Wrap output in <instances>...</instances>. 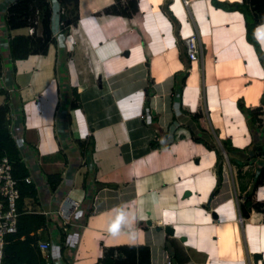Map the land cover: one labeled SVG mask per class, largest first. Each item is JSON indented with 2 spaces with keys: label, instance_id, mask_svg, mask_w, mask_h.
<instances>
[{
  "label": "crops",
  "instance_id": "crops-1",
  "mask_svg": "<svg viewBox=\"0 0 264 264\" xmlns=\"http://www.w3.org/2000/svg\"><path fill=\"white\" fill-rule=\"evenodd\" d=\"M14 1L0 0V79L23 111L24 121L16 111L11 126L37 188L22 207L50 217L36 235L53 243L54 264H97L105 248L120 244L146 247L144 263L164 264L166 255L173 262L166 234L178 248V264H254L256 252L264 259V211L251 208L244 217L239 209L245 192L264 200V184L254 183L264 160V63L245 39L242 13L211 0L187 6L169 0L173 22L162 9L165 0H136L138 10L129 15L100 12L115 0H78L77 22L62 27L58 9L65 6L49 0L55 44L11 62L8 36L31 34L7 26ZM190 33L201 45L195 61L182 41ZM253 36L264 54V20ZM237 98L261 108L260 122L252 124L255 144L261 143L251 161L230 162V195L208 204L217 176L215 151L204 142L219 148L229 138L243 148L253 141ZM238 124L241 138L232 134ZM44 154V166L60 168L55 194L35 164ZM85 179L89 187L94 180L109 186L98 191L83 221ZM63 195L79 206L68 227L58 228L51 211Z\"/></svg>",
  "mask_w": 264,
  "mask_h": 264
},
{
  "label": "trees",
  "instance_id": "trees-1",
  "mask_svg": "<svg viewBox=\"0 0 264 264\" xmlns=\"http://www.w3.org/2000/svg\"><path fill=\"white\" fill-rule=\"evenodd\" d=\"M59 2L65 6V10L60 15V21L65 26L74 24L78 19V0H59ZM169 0H165L163 10L169 17L175 22V18L172 15L170 9L168 8ZM211 2L217 6H220L224 9H237L239 10L244 18L245 26V39L249 41L257 52L261 53L264 63V54L261 49H259L258 43L253 36V30L257 23L264 20V0H241L240 2L233 1H218L211 0ZM225 3L220 5L218 3ZM68 11H66V7ZM138 10L136 0H115L112 5L104 7L100 12L104 13H114L129 15ZM50 15H51V6L49 0H15L12 4L8 6L5 13L6 24L9 28H19V27H28L32 28L40 27V32L33 34H24L16 33L7 38V50L10 61L13 62L16 58L26 57L31 53H41L44 54L47 52V49L50 45L55 44L54 35H52L50 29ZM36 20V21H34ZM64 27V26H62ZM61 27V28H62ZM179 36V35H177ZM262 62V60H261ZM2 55L0 53V77L2 76L3 67H2ZM11 67L14 68L13 64ZM7 85H0V95L3 96V101L0 104V155H6L12 164V174L17 180V187L19 189V197L16 201V208L18 210L16 226L17 229L13 233H9L4 236L3 244V257L1 264H44L43 258L40 255L38 248L35 245V240L37 239L36 231L44 229L50 223V217L45 215L41 211L36 209H24L22 207L23 198L29 196L34 198L37 192V188L30 178V181H25L24 177L30 174L26 162L22 160L21 153H19L20 145L16 139L15 133H11V117L15 115L16 111L21 113L20 117L24 121V114L22 110H17V106L11 102L12 94L7 90ZM74 98V97H73ZM75 104V103H72ZM236 105L240 111L244 114L246 123L253 137V141L246 147H234L230 143L229 138L221 139L222 146L227 154V157L231 152H238L240 158L243 161H251V154H254L257 149V142L255 144L254 133L255 130L252 127V124L259 123L260 118L258 116L261 113L260 107L250 108L247 107L242 98L236 99ZM13 111L12 116L9 117L8 113ZM258 135V133H256ZM193 140L201 141L199 137L194 136L191 133ZM264 137L262 138V145ZM82 143V142H81ZM204 145L215 151V160H214V169L217 176V183L213 186L209 194V202L213 201V204L218 202L223 198H227L230 195V188L224 186V161L222 152L219 148L212 142L208 140L204 142ZM264 149V146H262ZM56 152H61V148H58ZM47 155H41V161L35 162L39 172L46 176V190L48 193L56 192V189L60 181V168L56 167L54 169H49L44 166V161L46 160ZM65 159V155H62V159ZM36 160V159H35ZM231 162V159L229 160ZM262 164L259 167V174H261L257 179L254 180L256 184H264V181L261 182L262 177L264 176V160L261 161ZM40 174V173H39ZM87 180L83 181V212L81 220L85 221L86 216L94 210L95 196L98 194V191L104 187L109 186L100 181H93L92 187L87 185ZM93 188V189H91ZM64 196V195H63ZM62 196V197H63ZM241 203L239 204L240 214L244 217L248 216L251 208L256 210L264 211V200L256 201L251 198V193H244L241 197ZM61 200V199H60ZM59 200V201H60ZM58 201V203H59ZM84 201L86 202L84 204ZM53 203L54 198H53ZM42 203V202H41ZM57 203V206H58ZM55 204V203H54ZM56 206V207H57ZM55 220V224L58 228L62 227L60 217L56 214L51 215ZM68 227V224H67ZM168 235H165V245L172 244V256L175 259L182 260L179 256L178 248L175 245L172 239L167 240ZM167 240V242H166ZM164 245V246H165ZM146 247L143 245H134V244H120L117 246H111L105 248L101 257L97 259V264H147L141 261ZM113 253H116L115 255Z\"/></svg>",
  "mask_w": 264,
  "mask_h": 264
},
{
  "label": "built area",
  "instance_id": "built-area-1",
  "mask_svg": "<svg viewBox=\"0 0 264 264\" xmlns=\"http://www.w3.org/2000/svg\"><path fill=\"white\" fill-rule=\"evenodd\" d=\"M185 6L188 5V0H182ZM59 12L63 13L60 8ZM36 21V20H34ZM64 26V24L62 25ZM30 32H33L31 26L28 27ZM184 50L190 61L198 59V53L201 51V45L198 43L195 34L190 33L182 38ZM74 42V40H73ZM13 111L8 113L9 117L12 116ZM143 116V113H139ZM11 133H14L11 127ZM25 181H30V176L24 177ZM19 197V189L17 187V180L12 174V164L8 157L0 155V264L3 257V244L4 236L16 231V221L18 210L16 208V201ZM79 206L76 199H72L68 195H64L58 203V206L51 212L60 217L61 223L65 225L70 221L75 211ZM51 241L47 239H36L35 245L38 248L44 264H54L52 257L55 254L52 249ZM116 254V253H115ZM114 254V255H115ZM171 256L166 255L164 264H171Z\"/></svg>",
  "mask_w": 264,
  "mask_h": 264
},
{
  "label": "rangeland",
  "instance_id": "rangeland-1",
  "mask_svg": "<svg viewBox=\"0 0 264 264\" xmlns=\"http://www.w3.org/2000/svg\"><path fill=\"white\" fill-rule=\"evenodd\" d=\"M68 7L70 8V5H68L67 7H66V11H68ZM4 12V11H3ZM10 30V29H9ZM11 30H14V29H11ZM3 80L4 79H0V85H2L3 84ZM63 84V83H62ZM256 139H258V135L256 134V133H254V140L256 141ZM219 149L221 150V147H219ZM221 152H222V156H223V161H224V178H223V184H224V186H226V187H229V184H228V177H229V179L231 178L229 175H230V170H229V166L231 165L230 164V159H231V161L232 162H234V160H235V158L237 157V158H240V155L238 154V152H231L230 154H229V156L227 157V154L225 153V154H223V150H221ZM230 188V187H229ZM230 192H231V190H230ZM254 200H256V201H263V200H260V199H257V198H255V196H254V198H253ZM211 204H213V201H211L210 202ZM172 264H178V262L173 258V262H172Z\"/></svg>",
  "mask_w": 264,
  "mask_h": 264
},
{
  "label": "water",
  "instance_id": "water-1",
  "mask_svg": "<svg viewBox=\"0 0 264 264\" xmlns=\"http://www.w3.org/2000/svg\"><path fill=\"white\" fill-rule=\"evenodd\" d=\"M221 150H223V153L225 152L224 151V149H223V147L221 146ZM225 154V153H224ZM189 191L188 190H186L185 192H184V194H187ZM212 215L213 216H216V213L213 211L212 212ZM149 222V221H148ZM161 226H159V225H156V229H159ZM163 229H164V231H165V233H168V234H172L173 233V227L171 226V225H169V224H165L164 226H163ZM252 258H253V263L255 264V263H257V261H258V259L260 260V262H261V264H264V259L262 258V256L259 254V253H253V255H252Z\"/></svg>",
  "mask_w": 264,
  "mask_h": 264
},
{
  "label": "bare ground",
  "instance_id": "bare-ground-1",
  "mask_svg": "<svg viewBox=\"0 0 264 264\" xmlns=\"http://www.w3.org/2000/svg\"><path fill=\"white\" fill-rule=\"evenodd\" d=\"M229 132H231V131H229ZM232 134H233V135L235 134V135L237 136V138H241V135H242V129H241V126H239V124L236 125V128H235L234 132H232ZM237 141L240 142L239 139H238Z\"/></svg>",
  "mask_w": 264,
  "mask_h": 264
},
{
  "label": "clouds",
  "instance_id": "clouds-1",
  "mask_svg": "<svg viewBox=\"0 0 264 264\" xmlns=\"http://www.w3.org/2000/svg\"><path fill=\"white\" fill-rule=\"evenodd\" d=\"M58 10H59V9H58ZM60 13H61V12H60ZM78 18H79V17H78ZM77 20H78V19H77ZM77 20H76V22H77ZM76 22H75V23H76ZM70 25H71V24H70ZM68 26H69V25H68ZM28 27H29V26H28ZM38 27H39V26H38ZM38 27H36L35 29L33 28V30H32L33 32H31V34H33V33H37V32H35V30H37ZM64 27H65V25H64ZM39 28H40V27H39ZM28 29H29V28H28Z\"/></svg>",
  "mask_w": 264,
  "mask_h": 264
}]
</instances>
